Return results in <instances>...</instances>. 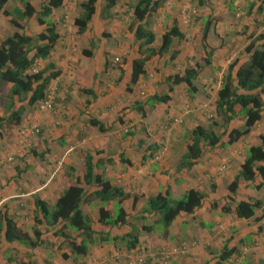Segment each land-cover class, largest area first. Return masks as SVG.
Listing matches in <instances>:
<instances>
[{
	"label": "crops",
	"instance_id": "0c3cea01",
	"mask_svg": "<svg viewBox=\"0 0 264 264\" xmlns=\"http://www.w3.org/2000/svg\"><path fill=\"white\" fill-rule=\"evenodd\" d=\"M28 1L35 12L46 2ZM82 1L64 0L48 15L58 37L48 56L40 59V67L50 63L55 72L47 85L53 92L51 108L38 110L35 104L14 98L10 109L19 104L23 107L18 122L6 121L0 127V223L3 216L9 217L28 235L35 227L42 241L33 248L8 242L0 225V264L26 260L34 264H128L135 247L128 250L124 240L111 237L127 233L131 223L138 230V246L145 250L142 264H264V217L243 219L233 211L239 200H257L261 203L254 208L253 217L260 216L264 183L259 185L256 176L252 181L239 179L230 196L226 189L246 148L260 145L264 136V86L259 91L263 103L259 120L234 142L226 143L227 134L232 128H241L242 121L223 123L214 108L227 65L235 61L233 72L246 59L243 47L249 35L264 26L261 0H162L143 21L154 33L150 45L158 46L161 35L171 27L181 36L171 39L167 52L150 56L133 83L131 61L140 49L130 30L136 0H115L109 7L105 0H95L86 29L78 34L73 19L81 13ZM14 7L21 8V2L7 0L3 10L11 12ZM8 18L0 13V40L21 31ZM42 29L34 16L23 27L29 35ZM99 39H106L107 44L93 50L89 40ZM82 49L89 53L82 54ZM208 50V63L203 64ZM107 56H117L122 70L117 63L110 64ZM189 68L196 69L191 86L180 82L167 90V77L182 75ZM3 93L4 89L0 95ZM163 93L168 95L166 102H147L151 95ZM5 107L0 100L3 117L9 111ZM91 119L104 129L97 130ZM25 125H35L38 131L21 139L19 129ZM197 125L212 130L219 140L210 150L201 147L190 167H178L189 142L188 131ZM152 144L157 148L148 149ZM85 149L111 184L129 194L120 203L126 221L116 225L94 221L86 240L79 231L64 227L62 220L48 226L34 206L37 197L52 207L59 194L82 175L81 150ZM93 189L84 187L87 196L79 208L96 219L101 203L90 196ZM188 189L203 193L201 205L190 214L175 216L166 232L157 215L143 213L138 218L147 196L168 192L177 199ZM132 196H136L134 200ZM114 205L115 200H108L103 207L113 214ZM35 215L39 222L34 221ZM143 224H150V230L141 231ZM70 240L84 241L85 253H72L67 246ZM223 249L229 252L220 259ZM165 252L170 254L163 259Z\"/></svg>",
	"mask_w": 264,
	"mask_h": 264
},
{
	"label": "trees",
	"instance_id": "16d2710c",
	"mask_svg": "<svg viewBox=\"0 0 264 264\" xmlns=\"http://www.w3.org/2000/svg\"><path fill=\"white\" fill-rule=\"evenodd\" d=\"M63 1L46 0L35 12L28 0H19L21 2V8L14 7L9 12L3 10V5L7 0H0V13L4 16H9L8 22L13 27L21 30L20 32L13 31L0 40V91L5 90V93L0 95V100H3L6 105L5 108L9 109L6 117L0 115V127L6 121L12 123L18 122L23 107L19 104L15 110L10 109L13 105L14 98L19 103L25 101L27 105H34L44 97L48 82L55 74L54 71L50 70L52 65L48 63L42 68L39 67L35 73L28 72V70L35 59H44L50 53L58 34L55 31L54 25L49 21L48 15L52 9L60 6ZM105 1L107 7L113 5L115 2V0ZM94 2L95 0H84L79 3L81 13L73 19V26L75 27L76 33L80 34L85 31L86 24L94 10ZM161 2L162 0H136L132 6L130 30L134 39L139 41L140 49L138 56L131 61V83L135 82L137 77L143 73L144 63L150 56L167 52L171 39L175 36H181L175 27H171L161 35L158 46L153 47L150 45L154 39V33L146 29L142 22ZM261 5L264 6V0H261ZM33 16L37 23L43 24V29L35 35H29L23 31V27L26 20ZM205 32L206 28L202 32L203 41ZM30 53L32 54L30 55ZM81 53L87 55L89 50L82 49ZM209 53L210 50L206 51L203 64L208 63ZM243 53L246 59L233 72L235 61L227 65L222 83L216 92L214 108L217 115L221 117L222 122L228 123L231 120L242 121L241 128L230 129L227 134L228 138L226 143L234 142L241 135L246 134L250 127L260 118L263 103L259 91L264 86V26L259 33L249 35V39L243 47ZM106 59L110 61V64L117 63L119 70H122V61L118 59V61L112 62V56H107ZM195 74L196 69L189 68L185 69L182 75L174 74L168 76L166 79L168 84L167 90H171L170 86L180 82L190 87V80ZM167 100L168 95L163 93L160 95H151L147 102L153 105L154 103L166 102ZM136 110L141 111L140 108H136ZM90 124L99 131L104 129L103 125L95 119H91ZM188 136L189 142L180 157L178 167H190L199 156L201 147L210 150L219 140V135L210 129H205L201 125L191 128L188 131ZM156 148L157 146L152 144L148 149L154 150ZM81 154L83 156L82 175L76 177L74 182L59 194L52 207H48L44 201L37 197L34 199V206L36 212L40 214L48 226L56 223L58 220H62L65 222L64 227L79 231L86 240L92 234L91 224L94 221L103 225L123 224L126 221V213L120 203L129 194L124 193L120 187L111 184L110 180L105 176L104 171L102 169L99 170L98 162L93 160L91 152L85 149L81 150ZM256 176L260 179L259 185L263 184L264 136H261L260 145H252L246 148V156L240 164L239 170L226 186L227 196L235 193L239 179L252 181ZM85 186L94 187L90 196L101 203L97 209L96 219L83 213L79 208L81 201L87 196L84 190ZM256 186L258 187V185ZM135 197H133V200ZM203 197V193L195 189H188L181 198L177 199L170 198L168 192L147 196L140 209V216L138 218H143V213L155 214L157 215L158 224L166 232L167 227L175 216L179 213H192L201 205ZM108 200H115L113 214L103 207L104 202ZM260 203L257 200L253 202L239 200L234 205V214L239 218H254V220H258L264 217V209L260 216L253 217L254 208L260 205ZM2 219L3 221L0 225L3 227L2 235L6 241H16L25 248H33L42 243L39 239L40 232L35 227L32 228L31 235H28L27 232L20 230L11 218L3 216ZM34 221L39 222L36 215L34 216ZM131 224L132 227L127 233L111 238L114 240H124L128 250H132L135 247L136 251L134 254L142 253L143 255L141 262L138 263L142 264L144 259L142 251L145 250L143 247L138 246V230L134 226V223ZM150 228V224H143L140 230L147 232ZM57 233L64 238H69L61 230H58ZM67 246L76 255L84 254L86 250L84 241L77 244L70 240L67 242ZM228 252V250L223 249L219 258L224 259ZM15 264H34V262L26 260L18 261Z\"/></svg>",
	"mask_w": 264,
	"mask_h": 264
},
{
	"label": "built area",
	"instance_id": "2783aa9c",
	"mask_svg": "<svg viewBox=\"0 0 264 264\" xmlns=\"http://www.w3.org/2000/svg\"><path fill=\"white\" fill-rule=\"evenodd\" d=\"M116 61H118V57L117 56L112 57V62H116ZM39 67H40V59L37 58L34 60L28 72L35 73L38 71ZM52 101H53V92L49 88H47L45 90L44 97L39 101H37L35 103V106L38 110H48L51 108ZM37 130L38 127L35 125H25L19 129V136L21 139H23L31 134L36 133ZM245 250L246 247L244 246L242 248V252H244ZM169 254H170L169 252L163 253V259H166ZM142 256H143L142 253L133 254L132 256L129 257L128 264H138L139 262H141Z\"/></svg>",
	"mask_w": 264,
	"mask_h": 264
},
{
	"label": "rangeland",
	"instance_id": "374dc122",
	"mask_svg": "<svg viewBox=\"0 0 264 264\" xmlns=\"http://www.w3.org/2000/svg\"><path fill=\"white\" fill-rule=\"evenodd\" d=\"M106 44H107L106 39H101V40L99 39V41H97V42H91V40H89V45L91 46V48L95 47L93 50L99 49V48H101L102 46H104Z\"/></svg>",
	"mask_w": 264,
	"mask_h": 264
}]
</instances>
